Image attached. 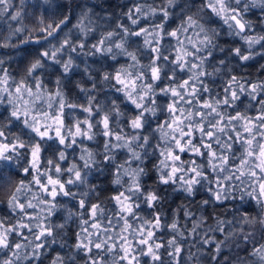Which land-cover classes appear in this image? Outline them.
<instances>
[{"label": "clouds", "instance_id": "1", "mask_svg": "<svg viewBox=\"0 0 264 264\" xmlns=\"http://www.w3.org/2000/svg\"><path fill=\"white\" fill-rule=\"evenodd\" d=\"M29 2L33 6L40 5L38 11L32 7L36 10V14L28 13L36 21V24L32 27L26 25L22 31L12 37H22L19 43L26 44L24 43L25 39L29 36L35 39L41 35V30L44 27H48L50 34H43L41 43H35L33 47L39 49L40 53L46 51L49 55L42 56L37 52L30 54L17 50L18 45L11 43V39H8L9 33L4 37V41L8 39L9 43V47L6 48L15 51L14 54L0 56V68L3 69L8 60L20 61L22 67L19 69V79L12 76L7 69H4L3 74H0V78L7 82L0 84V111L8 109L7 115L0 123L4 124L6 129L9 123H17L19 126L18 133H9L5 138L0 139L22 143L24 147H16L12 153L11 162L5 163L3 159H0V204H6L8 211L15 217L11 224L8 220H3L5 225H9L10 228L14 227L15 232L13 233L11 230L7 232L5 239L12 246L10 248L0 247V264H4L5 260H10L12 264H53V262L56 264H91L93 257L89 256L86 250L76 247V244L85 238L86 234L82 231L84 228L88 229L93 247L95 242L100 240H106L108 244L119 245L122 242L121 235L129 243L133 240L136 241V247L133 250L136 252L137 264H145V258L147 264H176L179 259V256L173 255L176 246L184 249L183 258L179 259V264H264V258L255 251L258 247H253L246 255L243 254L246 245L257 243H259V247L264 245V242H261L264 241V196L259 194L257 184V180L260 176H264V173H258L256 177L245 175L239 179L225 180L224 177L229 175L228 171L222 172L219 168L214 169L209 163L208 157L197 155L196 157L202 158L204 162L198 163L194 159L174 161L173 163L182 169L176 176H183V179L169 178L165 183L161 177L169 171V168L161 164V159L152 168L147 166L149 160L156 157L157 154L161 157L162 149L175 148V143L170 138L172 134L180 136L188 124H191L192 127L187 130L192 132L198 123L206 124L207 121L215 119V114L203 119L198 115L200 111H209V109L200 107L201 101L198 99V95H203L206 97L205 100L211 101L217 111L223 109L225 113H228L229 108L241 103L244 96L249 98L247 106L256 103L252 96H248L246 89L236 99H232L228 94V103L225 105L226 93L224 89L229 79L235 76L233 68L238 66L234 64L233 57L238 58L239 61L244 60H241L236 54V48L228 49L220 44L218 29L207 27L208 21L200 23V20L203 19L200 13L205 7L200 6L192 15H187V17L193 16L197 21V27L194 30L200 35L198 38L191 37L195 41V46L189 40H181L179 37V40L182 41V45L179 46L195 52V56L187 58L197 63L199 68L191 69L188 66H183L182 70L181 65L169 60L168 57L174 51L176 55L177 47H170L163 43L164 39L170 36L158 26L164 25L171 17L169 8L179 6L180 11L185 13L186 10H191L190 5L184 3L183 0H173L171 5L167 0H164L165 7L163 8L167 9L169 13L164 16V23L153 22L161 8L151 6L137 5L129 9L131 15L128 14L129 11L113 15L104 14L98 0H29ZM231 2L232 6L240 8L242 12H249L252 9L264 11V0H231ZM11 5H13V0H7L5 7ZM44 5L49 6L54 14L45 17ZM57 5L67 6L66 20L64 9L57 11ZM97 7H101L100 12L96 11ZM136 7H142V12L137 14L134 10ZM150 8L157 9V11L152 12L149 10ZM125 17H127L128 24L123 23ZM2 18L0 16V19ZM242 19L251 32L254 27L252 22L246 20L243 15ZM10 20L13 21L11 17ZM141 20L148 21L151 26L143 27L148 31L140 36L142 41H138L134 33L140 31L141 28L138 26ZM80 23H84L87 30L80 28L78 26ZM184 23L187 24L188 21L186 20ZM201 24L204 26L203 30L199 27ZM51 25H58L60 30L50 27ZM258 27L264 28V20H261ZM9 28H11V24H9ZM176 30L181 32V36L185 35L180 26ZM235 32V29H230V34L234 36L241 38L246 35L244 33L236 35ZM205 35L209 39L202 42ZM248 36L260 37L264 36V33ZM100 41L103 43L101 44ZM175 41L178 46L177 38ZM244 44L246 51H241V55H249V60L264 57V51L261 50L264 48H257L258 45L260 46L259 43L249 46L244 41ZM153 48H156L157 51L153 52ZM97 49L102 50L98 51ZM53 53L55 59H53ZM158 56L162 59L157 60ZM121 59H126L127 63L121 64ZM57 61L61 63H57ZM37 63L40 64V67L34 71L32 66ZM63 63H68L71 71H65ZM57 66L59 67L58 74H56ZM157 66L160 69L159 80L152 76V68ZM261 67L264 68V64ZM110 68L111 70H109ZM117 71H121L122 77L128 80L134 79L136 81L135 88L125 90L119 85L113 78ZM45 73L56 74V82L60 81V99L63 101L64 107H59V101L55 95L52 96L54 103L51 107L44 100H36L30 107L34 112L39 113L42 111H60L62 113L64 119L62 135L65 138L63 144L56 138L54 127L51 129L50 137H41L33 131L29 126L32 122L31 113L28 117L29 125L11 115L16 104L15 87L20 81L23 80L27 83L31 78L34 83L40 79L42 88L35 89L34 92L42 94L49 92L40 78ZM75 73L81 74L77 80L72 79ZM201 73H206V75H200ZM180 75H187V79H192L198 89L201 87L199 81L202 80V87L205 90L199 92L197 96L189 95L187 88L181 90L182 96L176 100L178 108L183 110L184 124L180 126L179 132L163 135L160 128H164V131L167 132L164 122L173 118L168 104L174 98L167 90L180 85L182 82L179 78ZM65 81L75 84L82 94L83 103L75 99L69 100L64 91L63 82ZM214 85H222L223 93L215 91ZM127 92H131V97ZM158 96L167 97L169 102L158 101L156 99ZM69 103L86 107L91 105L92 112L82 111L81 114V108H69ZM128 107L135 111H128ZM105 115L109 118L110 129H105L103 126L102 118ZM162 117H166V119L163 123L158 124ZM137 118L142 125L140 128H136L131 123ZM85 119L92 122L91 129L85 126L91 139L83 134L75 133L77 122H83ZM43 123H50V121H43ZM43 123L39 125L41 128ZM154 124H158V126L154 127ZM109 130L112 133L111 144L108 142V137L104 135ZM117 135H119V140L116 139ZM129 141L130 144L125 147L124 145ZM37 144L40 146L39 154L44 153L43 160L37 161L38 166L33 165L31 158L33 147ZM120 151L124 153L122 163L117 160ZM205 151L208 150L205 149ZM193 160L196 161L195 164L191 163ZM65 161H67V165L61 166ZM121 165L123 166L121 167ZM57 166H59V171H57ZM194 167L200 175L196 178L195 183L189 184L188 180L195 175L191 171ZM26 169H30V172H26ZM153 169L156 172L155 183L147 184V191H144L146 181ZM77 172L80 174L79 178H77ZM109 176L111 178L106 183H100L101 177ZM49 177L59 180L60 183L49 184ZM109 184L114 188L122 189L120 193H126L131 199L134 211L131 214L132 222L129 223L132 226L135 224V227L125 228L123 217L129 216V213L121 212L120 205L109 194ZM41 185H46L48 191L45 192ZM164 185L171 188L170 196L181 195L182 200L187 202L182 203L180 207L185 208L184 215L188 220H191L197 212L199 215L195 221H192V227H189L187 223L181 225L175 212L170 222L157 225V231L163 232L168 229V238L158 237L153 239L152 244L155 246L158 240H162L160 243L165 245L168 254H164L165 249H159L157 251L162 255V260L153 261L151 256L142 255L146 249L139 244L144 236L137 229L148 220L139 209L142 205L151 209L154 217L156 208L162 207L164 201V197L160 193V186ZM53 190L56 192L55 196L50 195ZM201 193L206 194L208 198L199 201L200 207L196 209V212H193L190 207L191 202ZM149 194L156 196V199L151 203L148 200ZM217 194L219 199H217ZM249 198L254 199L255 209L246 214L244 209L249 207ZM21 200L25 205L23 211L18 206ZM81 201H83V205ZM226 202L235 207L231 218L221 219L216 216L214 224L208 223L205 226L207 217L204 213V206L215 208L218 205H225ZM29 203L34 207L28 208ZM110 203L113 205L111 208L108 207ZM92 205L98 206L97 215L95 218L90 216L89 219H85ZM28 209L33 210L34 219L32 220H29L25 215V212L28 213ZM161 215H164L163 211ZM108 216H111V223L105 225L104 228L107 231H100V235L97 237L94 233L98 230L93 229L91 224H104ZM172 223H176L175 229L169 227ZM21 224L29 225L27 235L23 234L24 228L20 226ZM116 224L120 225L119 229L112 231ZM194 224L197 225L195 229L193 228ZM41 227H46L50 234L44 238L36 239ZM225 228L228 229L227 232L224 231ZM77 229H79L78 232ZM121 229L125 230L121 232ZM217 232L224 234L223 240L216 241L215 236L211 235ZM73 233L77 237L75 244L71 243ZM170 240H175V244H168ZM17 243L21 245L19 248L15 247ZM213 243L220 248L219 252L216 249L215 251L207 249L206 246ZM39 244L47 245V247L41 251L37 247ZM54 249L59 251L53 259L49 260L48 252ZM224 252H227L226 256H222ZM101 255L103 264H121L119 248L101 249ZM96 259L97 264H100V256H97Z\"/></svg>", "mask_w": 264, "mask_h": 264}, {"label": "snow or ice", "instance_id": "2", "mask_svg": "<svg viewBox=\"0 0 264 264\" xmlns=\"http://www.w3.org/2000/svg\"><path fill=\"white\" fill-rule=\"evenodd\" d=\"M168 4L171 5L173 3V0H167ZM7 4V0H0V16H3L5 14H8L10 12V9L13 7L5 5ZM19 4L21 5V8L23 9L25 6L27 7H35V9L38 11L40 5L33 6L28 4V0H19ZM44 15L45 17L49 14H54L51 12V9L49 6L44 5ZM64 5H57V11H60L61 9H64ZM201 7H205L207 9L211 10V13L215 14L217 17L221 18L224 23H226L229 27V29H235L236 35H240L242 33L246 32V29H248L246 23L242 19V10L240 9L238 11V7L232 6L231 0H207L206 4H202ZM135 12L137 14L142 12V7H136ZM152 12L157 11V9L150 8L149 9ZM159 12L163 13V17L168 15L167 9L161 8L158 10ZM131 15V11L128 13ZM26 15L25 12L22 10L15 11L14 15H11V19L13 21H16L20 23V28H10L9 31V38L11 39L12 36H14L17 32L22 31L26 25L23 24V18ZM67 19V15L65 13V20ZM188 23H182L180 25V29L183 30V32L186 34L189 28H195L197 27V21L193 18V16L187 17ZM78 26L84 30L86 29V25L84 23L78 24ZM50 27L55 28L56 30H60L58 25H51ZM158 27H160L163 31L164 25L161 24ZM200 29L203 30L204 26L201 24L199 25ZM148 30L145 28H141L139 32L134 33L137 37H140L142 34L147 32ZM181 35V32L179 30L169 31L167 32V35L170 37L177 38L178 40V47L176 49V55L172 59L174 63L177 65L182 66H188L191 69H198L199 65L195 63L194 61H190L187 57L188 56H195V52L190 51L187 48H184L182 46V41L179 40V35ZM43 34H50L48 27H44L41 30V35H38L35 39H33L31 36H29L27 39L24 40V43H30L34 42L36 44L41 43V40L43 39ZM199 32H194L193 37H199ZM241 38L249 45L252 46L254 43H259L260 47L264 48V36L260 37H251L248 35H243ZM8 39H6L3 43H0V48H6L9 47ZM185 39L189 40L190 43L195 46V41L192 40V38L187 37L185 35ZM209 39L207 35L204 37V41L206 42ZM102 44L103 41H100ZM93 47H96V45H93ZM102 50V49H97ZM38 54L42 56H48V52L40 53L39 49L35 50ZM153 52H156V48L152 49ZM236 54L240 57L241 60L248 61L250 59L249 55H241V49L236 48L235 49ZM169 58V57H168ZM53 59H55V54L53 53ZM71 59V58H69ZM157 60L162 59V57H157ZM57 63H61L60 61H57ZM40 67V64H34L32 66V69L35 71ZM63 67L65 71H71L69 68L68 63H63ZM3 69L0 68V71ZM6 75V74H5ZM200 75H206V73H201ZM152 76L154 79L159 80L160 79V69L159 67H153L152 68ZM115 81L121 85L125 90L132 88L134 89L136 86V81L128 80L127 78L122 77L121 71H117L113 77ZM175 79V77H173ZM7 83L3 78H0V84ZM57 89L55 92H48L47 94H42L41 92H34V89H40L42 88V82L40 79H37L32 85H28L25 83V81H20L16 87L15 92L17 93V96L15 98L16 104L13 107V110L11 112L12 117H15L17 120H23V122L26 125H29V114L32 115V122L29 126L32 127L33 131L37 132L41 137H50L51 136V129L55 128V134L56 138L59 139L60 143H65V138L62 135V127L64 125V119L62 116V113L60 111L56 112H49V111H42L40 112V117L43 118L42 121H50V123H43V127L41 128V118L38 119L37 115L34 114V111L30 107L32 104L36 102V100H44L48 103L49 107L52 106L54 101L52 100V96L55 95L57 100L59 101V107L63 108L64 103L60 99L61 98V91L59 88L60 81L57 80ZM199 83L201 84V87L198 89L197 84L193 82L192 79H183L180 85L177 88H170L167 91L170 92V95L174 98L171 103L168 104V109L170 113L173 114V118L171 120H167L164 122V125L167 128V132L164 131V128H160V131L163 135H169L170 133H175L180 131V126L184 124L185 116L182 114L183 110L178 108L177 100L176 98H179L182 96V89L187 88L188 94L197 96L199 92H203L205 89L202 87L203 81L200 80ZM247 89L248 96H252L253 99L257 101L258 96L264 95V82H258V83H251V84H245L243 82L242 77L232 76L227 86L224 89L225 95V105L228 103V94H230L232 99H236L237 96L244 92ZM127 94L131 97V92H127ZM198 99L201 101L200 107L202 109H209L208 112L200 111L198 115L203 119L206 116L215 114V119L207 121V123H198L197 127L192 131L189 132L187 129L191 128V124H188L182 131V134L180 136H177L175 134L171 135V139L175 143V148L172 149H162L161 150V164L169 168V171L165 173L161 179L163 182L167 183L169 178H178L183 179V176L177 177L176 174L180 173L182 169L178 166H176L173 162L174 161H184L181 159V153H192L195 156H205L209 158V163L212 164V167L219 168L220 171H228L229 175L224 177L225 180L229 179H239V177H243L245 175H250L253 177H256L258 173H264V98H261L257 101V103L260 105V107L257 109L256 115H248V113L241 112L237 105H234L232 108L234 109L233 113H225L223 109L217 111L216 108L212 106V103L210 100H205L203 95H198ZM135 102V101H134ZM189 103H191L189 101ZM69 108H75L79 107L84 112H92L91 105L84 106V105H74L69 103ZM252 107V105L247 106ZM7 111V108L5 109ZM102 123L105 129H110V122L107 115H105L102 118ZM136 128H140L142 125L140 123L139 118L133 120L131 122ZM85 126L88 129H91L92 122L85 119L83 122H77L75 125V133L76 134H83L84 136H87L89 139H91V136L89 135L88 131L85 130ZM43 129V130H42ZM7 129L5 128L4 124L0 123V138H5ZM199 133V135H197ZM226 133V135H225ZM105 136L108 137V142L111 144L112 142V133L111 131H106L104 133ZM116 139L119 140V135L116 136ZM128 144H130V141L125 144L124 146L127 147ZM119 146V145H114ZM16 147L23 148L24 145L22 143H13L11 140H5L0 139V159H3L5 163L11 162L12 159V153L16 149ZM207 149L208 151H205ZM237 152L239 155H237ZM40 146L37 144L33 147V150L31 152V158L33 165H37V161L40 159ZM6 157V158H5ZM61 157H63V154H61ZM191 163L195 164L196 161H191ZM234 165V167H233ZM38 166V165H37ZM123 165H121L122 167ZM229 166V167H225ZM26 172H30V169H26ZM57 171H59V166H57ZM193 173H195L194 176H192L188 183H195L196 178L200 175V173L197 171V169L194 167L191 169ZM77 178H79V172L76 173ZM39 183V181H37ZM49 184H59V180H53L51 177L48 178ZM259 194L261 196H264V176H260V178L257 180ZM41 187L44 189L45 192L48 191V188L46 185H41ZM62 187V185H61ZM19 191V189H17ZM50 195L55 196L56 192L53 190ZM114 200L118 202L120 205L121 212H128L129 216L134 211V206L132 205L131 199L125 194V193H119L118 195L113 197ZM156 196L154 194H149L148 200L151 203V201L155 200ZM217 199H219V195L217 194ZM81 204L83 205V201H81ZM19 208L23 211L25 209V205L23 203L18 204ZM28 208H33L34 206L29 203L27 205ZM97 205H92L90 210V215L95 218L97 215ZM25 215L28 216L29 220L34 219L32 215L25 212ZM123 217L125 228H131L133 227L129 223L128 217ZM161 219L159 216H154V222L153 220H146L143 224L139 226L137 229L138 232H140L144 238L139 241V244L143 246L145 251L142 252V255L144 256H151L153 261H160L162 260V255L157 251L159 249H165V245L162 243H156L155 246H153L152 241L153 239H156V226L162 225ZM24 229H28L29 225H20ZM37 227H40V225H37ZM91 227L93 229H97L94 233L97 237L100 235V231H107L105 228H101V223H92ZM170 228L175 229L177 227L176 223H172L169 225ZM197 227L196 224L193 225V228L195 229ZM11 230L13 233L15 232L14 227L10 228L9 225H5L4 221L0 219V247H8L10 248L12 245L5 239L7 232ZM125 229H121V232H123ZM86 235L84 239H81L77 244L76 247L86 250L88 255L93 257L91 264H97V256H100V264H103V257L101 255V249L106 250H112L119 248V251L121 253L119 260L121 264H137V257L136 252L133 250L136 247V241H132L129 243L122 235L120 237L121 243L117 245L116 243L108 244L106 240H100L98 242H95L93 247V242L90 238V234H88V229L84 228L82 230ZM50 234L46 227H41V230L36 237V239L44 238L46 235ZM87 241V242H85ZM168 244L172 245L175 244V240L168 241ZM21 245L16 244L15 247L19 248ZM41 250L45 247L44 244L37 245ZM183 249L180 246H176L173 255L179 256V259H182L183 257L180 255L182 253ZM216 251L219 252L220 248L216 247ZM256 253L261 254L262 258H264V245H261L260 247L255 249ZM168 254L166 249L165 253ZM15 255V253H13ZM179 259H177L176 264H179ZM4 264H12L10 260H5ZM53 264H56V262H53Z\"/></svg>", "mask_w": 264, "mask_h": 264}, {"label": "trees", "instance_id": "3", "mask_svg": "<svg viewBox=\"0 0 264 264\" xmlns=\"http://www.w3.org/2000/svg\"><path fill=\"white\" fill-rule=\"evenodd\" d=\"M98 2L101 5L104 14H113V15L119 14V13H126L129 11V9H132L137 5H144L145 7L151 6L154 8L165 7L164 0H98ZM183 2L190 5L191 10L190 11L186 10L187 14L185 12H181L180 7L177 6V7L168 9V11L171 13V17L167 20L166 23H164V17H163L162 12L157 13L155 20L153 22L154 23H164L165 32L174 31L182 23H184L187 20V15H192L194 12L197 11V9L200 8V6L202 4H206L207 0H183ZM28 4L31 5L29 0H28ZM101 7H97L96 11L100 12ZM17 10H22L23 12L26 13V15L24 16V20H23L24 25H27L28 27L35 26L36 21L32 18V16L28 15V13L32 12L33 14H36V10L33 9L32 7H27V6H25L22 9L21 5L19 4V0H13V7L10 9V12L8 14L3 15L2 16L3 18L0 19V43L4 42V37L7 36V34L10 31L9 24H11V28H16V27L21 26L20 23L13 22L10 20V16L14 15L15 11H17ZM239 10L240 9L238 8V11ZM67 11H68V8L65 5L64 12L67 13ZM241 14L244 16V18L246 20H249L250 22H252V24L254 26L253 30L251 32L249 31V29L246 30V33H245L246 35H252L255 33H264V28L258 27L261 20H264V11H261L260 9H252L249 12H242ZM200 15L203 17V19L200 20V23L203 24V23H205V21H208V23L206 25L207 27H212V28H216L219 30V32H220V37H219L220 44L224 45L228 49H233V48L239 47L242 52L246 51V45L244 44V41L239 36H234V35L230 34V29H229L228 25L224 24V22L221 18H219L215 14L211 13L210 9L204 8L203 11L200 13ZM85 23H87V21H85ZM123 23L128 24L127 17L124 18ZM150 26L151 25L148 21L141 20L138 27L143 28V27H150ZM194 32H195L194 28H189L185 35L187 37L191 38V37H193ZM178 35H179L181 40L185 39V35L181 36L179 33H178ZM21 39H22V37H12L11 38V43L18 45L17 50H21V51H24V52L30 53V54L36 52L35 51L36 49L33 47V45H35L34 42H30L28 44H20L19 41ZM137 40L142 41V38L137 37ZM92 42H95V41H92ZM163 43L168 44L170 47H173V46L178 47L176 45L175 38H173V37H166L164 39ZM257 48H260V46L258 45ZM261 50L264 51V49H261ZM14 51L15 50H13L11 48H0V56H4L5 54H14ZM174 57H175V51L173 52L172 55L169 56V60H172ZM233 62L235 65H238L237 67L233 68V75H235L237 77H242L243 82H245V84L264 82V68L261 67V65L264 64V57H257L255 60H249V61H239L238 58L233 57ZM120 63L126 64L127 60L121 59ZM21 67H22V62L15 61V60H8L5 62L4 68L2 71H0V74H3L4 69H7L8 72L11 73L12 76H15L17 79H19L20 78L19 69ZM109 70H111V68ZM58 73H59V67L57 66L56 74H58ZM56 74L45 73V74H42L40 76V78L43 80V84L47 86V89L49 92H55V90L57 89ZM34 75H37V74H34ZM80 75H81L80 73H75L73 75L72 79L77 80L80 78ZM179 78L181 80L187 79V75H180ZM63 83H64L65 94L68 96L69 100L71 101V100L75 99V100H78L79 102L83 103L82 94L76 88L75 84L71 83L69 81H65ZM27 84L28 85L33 84V81L31 78H29V80L27 81ZM213 87L215 88V91L223 93V86L222 85H214ZM33 90H35V89L33 88ZM205 98L206 97H204V99ZM261 98H264V95L258 96L257 101ZM156 99L158 101H163L164 103L169 102L167 97L158 96ZM248 100H249V98L247 96L242 97V102L237 104L238 109L241 112L246 111L248 113V115H256L257 109L259 108V104L256 101V103L253 104L252 107L249 108V107H247ZM5 109L3 111H0V121H3L5 116L8 113V109H7V111H5ZM128 111L134 112L135 110L131 107H128ZM80 112L82 114V110H80ZM228 112L233 113L234 109L229 108ZM34 114L37 115V117L40 116L39 112H34ZM164 119H166V117H162L160 119V121H158V124L163 123ZM158 124H154V127H157ZM18 132H19L18 124L17 123H9L7 131H6V135H8L9 133L15 134ZM43 155H44V153H41V155H40L41 160H43ZM237 155H239L238 152H237ZM123 159H124V153L122 151H120L119 155L117 156V160H118V162L122 163ZM159 159H163V157H160L157 154L156 157H153L151 160H149L147 166L149 168H152V166L154 164L159 163ZM181 159L182 160L194 159L198 163L204 162L202 158L196 157L194 154L187 153V152L181 154ZM66 165H67V161L63 162V164L61 166H66ZM133 166H135V164H133ZM233 167H234V165H233ZM110 178H111L110 176L109 177H101L100 183L104 184ZM155 178H156V172L153 169L150 173L149 178L146 181V186L144 188V191H147V184L155 183ZM108 189H109V194L112 198L114 196L118 195L120 193V191H122V189L114 188L110 184L108 185ZM170 192H171V188L169 186H167V185L160 186V193L163 195L164 201L162 203V207L156 208L155 216H159L162 223H168L171 221L173 214L175 212L177 219L181 222V225H183L184 223H187L189 227H192V221H195L197 219V216L199 215V213L197 212L196 215L192 216L191 220H188L184 215L185 208L180 207V205L182 203H187V202L182 200L181 195L170 196L169 195ZM207 198L208 197L206 194H203V193L198 194L196 199L191 202V205H190L191 210L193 212H196V209L200 207L198 202L201 200L207 199ZM23 202H24L23 200L20 201V203H23ZM108 207L111 208V207H113V205L110 203L108 205ZM254 209H255V201L253 198H249V207H246L244 209V211L247 214L249 212L254 211ZM234 210H235L234 205L229 204L227 202L225 203V205H223V206L218 205L215 208L210 207L208 205H205L204 206V213H205V216L207 217L205 226H207L208 223L214 224L216 216H219L221 219H230L232 212ZM139 211H141L148 220H153V222H154V217L152 215L151 209H147V208H145V206L142 205L141 209H139ZM162 211H163L164 215H161ZM32 212H33L32 209H28V213L30 215H32ZM90 216L91 215H90V211H89L88 214L85 216V219H89ZM0 219L8 220L9 224H11L15 220V217H13L12 214L8 211L6 204H0ZM117 219H118V217H117ZM128 219H129V222L131 223L132 217L129 216ZM110 223H111V216H108L105 219V223L101 224V228H104L106 224H110ZM133 226L135 227L136 225L134 224ZM119 227H120V225L116 224V226L112 228V231H117L119 229ZM76 231L78 232L79 229H77ZM154 231H155L157 238L158 237H161L163 239L168 238V234H169L168 229H165L163 232L157 231V230H154ZM224 231L227 232L228 229L225 228ZM23 234L27 235L28 230L24 229ZM211 235L215 236L216 241H220V240L224 239L223 233L217 232V233H212ZM76 242H77V237H76V234L73 233L71 243L75 244ZM157 242L160 243V242H162V240H158ZM261 242H264V241H261ZM45 247H47V245H45ZM206 247L208 250L215 251L216 244L213 243V244L208 245ZM253 247H259V243L255 244V245H246L245 246V252L243 254L246 255L249 251H251L253 249ZM41 251H43V249ZM58 251H59L58 249L49 250L47 258L49 260L53 259ZM183 254H184V249L180 255L183 256ZM226 255H227V252H224L222 254V256H226ZM145 264H147L146 258H145Z\"/></svg>", "mask_w": 264, "mask_h": 264}, {"label": "rangeland", "instance_id": "4", "mask_svg": "<svg viewBox=\"0 0 264 264\" xmlns=\"http://www.w3.org/2000/svg\"><path fill=\"white\" fill-rule=\"evenodd\" d=\"M247 30V29H246ZM41 117L40 116H38V119H40ZM41 123H43V121L41 120ZM43 130V129H42Z\"/></svg>", "mask_w": 264, "mask_h": 264}, {"label": "water", "instance_id": "5", "mask_svg": "<svg viewBox=\"0 0 264 264\" xmlns=\"http://www.w3.org/2000/svg\"><path fill=\"white\" fill-rule=\"evenodd\" d=\"M245 33H246V32H245ZM245 33H244V34H245Z\"/></svg>", "mask_w": 264, "mask_h": 264}]
</instances>
